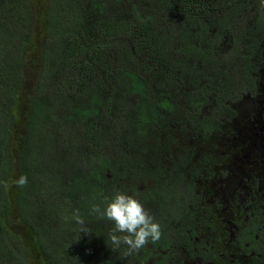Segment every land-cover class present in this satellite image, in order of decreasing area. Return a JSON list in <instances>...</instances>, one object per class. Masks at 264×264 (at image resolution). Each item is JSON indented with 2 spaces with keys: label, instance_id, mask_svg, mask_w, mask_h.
<instances>
[{
  "label": "trees",
  "instance_id": "1",
  "mask_svg": "<svg viewBox=\"0 0 264 264\" xmlns=\"http://www.w3.org/2000/svg\"><path fill=\"white\" fill-rule=\"evenodd\" d=\"M0 182V264H264V0H0Z\"/></svg>",
  "mask_w": 264,
  "mask_h": 264
},
{
  "label": "clouds",
  "instance_id": "2",
  "mask_svg": "<svg viewBox=\"0 0 264 264\" xmlns=\"http://www.w3.org/2000/svg\"><path fill=\"white\" fill-rule=\"evenodd\" d=\"M4 186L7 187L6 182ZM28 183L27 176H20L16 184L20 187ZM91 214L99 219H106L114 224L108 234V241L113 245V251L121 245L126 246L124 255L131 256L146 247L149 242L155 243L161 239L162 231L159 223L145 209L144 205L133 195L117 191L111 198L105 197L104 206L94 205ZM73 220L79 225V232L89 233L85 220L79 210L73 214Z\"/></svg>",
  "mask_w": 264,
  "mask_h": 264
},
{
  "label": "rangeland",
  "instance_id": "3",
  "mask_svg": "<svg viewBox=\"0 0 264 264\" xmlns=\"http://www.w3.org/2000/svg\"><path fill=\"white\" fill-rule=\"evenodd\" d=\"M257 138V137H256Z\"/></svg>",
  "mask_w": 264,
  "mask_h": 264
}]
</instances>
